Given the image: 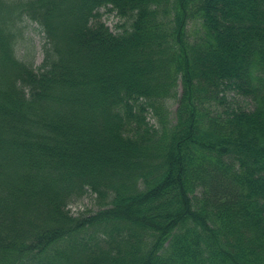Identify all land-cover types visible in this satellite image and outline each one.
Returning a JSON list of instances; mask_svg holds the SVG:
<instances>
[{"label":"trees","instance_id":"obj_1","mask_svg":"<svg viewBox=\"0 0 264 264\" xmlns=\"http://www.w3.org/2000/svg\"><path fill=\"white\" fill-rule=\"evenodd\" d=\"M0 264H264V0H0Z\"/></svg>","mask_w":264,"mask_h":264},{"label":"rangeland","instance_id":"obj_2","mask_svg":"<svg viewBox=\"0 0 264 264\" xmlns=\"http://www.w3.org/2000/svg\"><path fill=\"white\" fill-rule=\"evenodd\" d=\"M102 12V20L110 27L114 32H119L123 30V26L119 27L118 24H124L128 27L130 21L121 19L116 11L110 10L107 6L100 8ZM22 34L20 35V46L18 48V54L26 60L32 61L36 68L42 63L43 60V46L46 42L45 33L41 30L39 24L30 19L24 18ZM181 93V85L178 87ZM227 96L230 103L234 106H241L246 109H252L254 104L252 100L248 97L243 96L235 89H229L227 91ZM178 107V100L171 99L168 101V111L169 119L173 122L176 120V110ZM149 118L154 122V118L151 113H149ZM99 199L97 194L91 190H87L82 194V196L75 197L70 203V210L72 214H79L80 212H94L99 209Z\"/></svg>","mask_w":264,"mask_h":264}]
</instances>
